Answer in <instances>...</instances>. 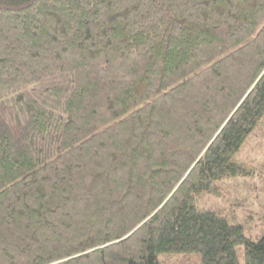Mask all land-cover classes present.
Returning <instances> with one entry per match:
<instances>
[{"label":"trees","instance_id":"trees-1","mask_svg":"<svg viewBox=\"0 0 264 264\" xmlns=\"http://www.w3.org/2000/svg\"><path fill=\"white\" fill-rule=\"evenodd\" d=\"M263 115L264 0L0 1V264H264L195 205Z\"/></svg>","mask_w":264,"mask_h":264},{"label":"rangeland","instance_id":"rangeland-1","mask_svg":"<svg viewBox=\"0 0 264 264\" xmlns=\"http://www.w3.org/2000/svg\"><path fill=\"white\" fill-rule=\"evenodd\" d=\"M232 161L249 175L222 182L218 196L205 195L195 205L198 210L213 211L231 224L241 225L245 237L256 241L264 235V115ZM237 250L239 264H244L242 246ZM161 260L165 264H198L196 254L163 255Z\"/></svg>","mask_w":264,"mask_h":264}]
</instances>
